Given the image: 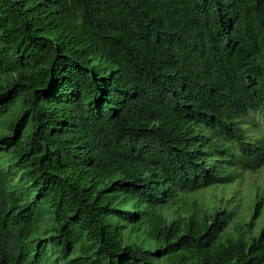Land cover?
<instances>
[{"label":"trees","instance_id":"obj_1","mask_svg":"<svg viewBox=\"0 0 264 264\" xmlns=\"http://www.w3.org/2000/svg\"><path fill=\"white\" fill-rule=\"evenodd\" d=\"M0 264H264V0H0Z\"/></svg>","mask_w":264,"mask_h":264},{"label":"rangeland","instance_id":"obj_2","mask_svg":"<svg viewBox=\"0 0 264 264\" xmlns=\"http://www.w3.org/2000/svg\"><path fill=\"white\" fill-rule=\"evenodd\" d=\"M101 63L100 62H96V65H100ZM105 66H98V69H99V73L101 74V75H103V74H105V68H104Z\"/></svg>","mask_w":264,"mask_h":264},{"label":"clouds","instance_id":"obj_3","mask_svg":"<svg viewBox=\"0 0 264 264\" xmlns=\"http://www.w3.org/2000/svg\"><path fill=\"white\" fill-rule=\"evenodd\" d=\"M222 161V156L219 158ZM216 163V162H215Z\"/></svg>","mask_w":264,"mask_h":264}]
</instances>
